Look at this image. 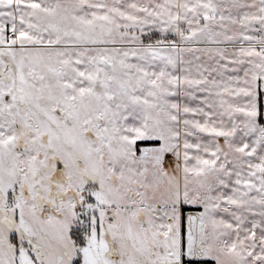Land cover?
Returning a JSON list of instances; mask_svg holds the SVG:
<instances>
[{"label":"snow or ice","instance_id":"obj_1","mask_svg":"<svg viewBox=\"0 0 264 264\" xmlns=\"http://www.w3.org/2000/svg\"><path fill=\"white\" fill-rule=\"evenodd\" d=\"M0 264H264V0H0Z\"/></svg>","mask_w":264,"mask_h":264}]
</instances>
